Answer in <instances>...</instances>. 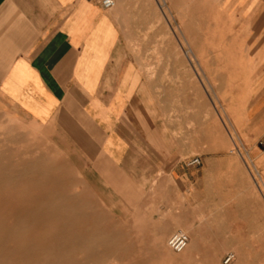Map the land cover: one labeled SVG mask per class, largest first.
<instances>
[{
  "label": "crops",
  "instance_id": "1",
  "mask_svg": "<svg viewBox=\"0 0 264 264\" xmlns=\"http://www.w3.org/2000/svg\"><path fill=\"white\" fill-rule=\"evenodd\" d=\"M241 9V19L259 27L247 38L261 64L245 104L260 147L264 0H245ZM119 12L104 10L101 0H0V119L43 135L107 207L123 208L128 197L139 231L157 232L164 220L152 208L163 207L171 217L161 238L181 219L191 227L190 240H201L195 210L210 202V164L223 163L228 140L206 132L201 83L179 76L183 66L170 76L167 54L160 56L167 64L153 72L157 60L132 50L136 41L124 38ZM192 84L194 98L187 93ZM194 156L201 165L188 166Z\"/></svg>",
  "mask_w": 264,
  "mask_h": 264
},
{
  "label": "rangeland",
  "instance_id": "2",
  "mask_svg": "<svg viewBox=\"0 0 264 264\" xmlns=\"http://www.w3.org/2000/svg\"><path fill=\"white\" fill-rule=\"evenodd\" d=\"M115 1L124 38L136 41L132 50L157 60L153 72L167 64L162 54L170 76L183 66L179 76L202 85L206 132L228 140L223 163L210 164V202L195 210L205 236L191 238L186 254L174 253L168 238L189 233L185 221L161 238L171 214L154 207L164 220L159 230L139 231L128 197L123 208L107 207L43 135L0 119V264H224L230 252L236 255L230 264H264V143L262 150L255 144L245 104L261 64L247 38L259 27L241 19L245 0ZM187 93L195 97L194 84Z\"/></svg>",
  "mask_w": 264,
  "mask_h": 264
},
{
  "label": "built area",
  "instance_id": "3",
  "mask_svg": "<svg viewBox=\"0 0 264 264\" xmlns=\"http://www.w3.org/2000/svg\"><path fill=\"white\" fill-rule=\"evenodd\" d=\"M101 5L103 9L112 10L116 6L115 0H101ZM263 153H264V147H263ZM188 166H194V165H200V158L198 156L193 157L190 161L187 162ZM190 241L189 234L183 230H179L175 233H173L167 241V246L170 248L174 253L179 254V252H182L185 250ZM236 258L235 253L230 252L226 255L224 258L223 263L224 264H230L233 262Z\"/></svg>",
  "mask_w": 264,
  "mask_h": 264
},
{
  "label": "bare ground",
  "instance_id": "4",
  "mask_svg": "<svg viewBox=\"0 0 264 264\" xmlns=\"http://www.w3.org/2000/svg\"><path fill=\"white\" fill-rule=\"evenodd\" d=\"M261 147V150H262V146H260ZM251 157V156H250ZM49 192V191H48ZM48 202V201H47ZM191 230H189L188 232H190ZM190 242V241H189ZM87 244V243H86ZM85 243H83V246H82V250H84L85 252H87V251H89V250H87V245H86ZM82 245V244H81ZM189 246V243H188V245L186 246L187 248L185 249V250H183V252L182 253H184V254H186L185 252L186 251H190L191 250V247L189 248L188 247ZM79 247H81V246H79ZM165 250V249H164ZM217 258V257H216ZM17 259V258H16ZM213 259H215V258H213ZM18 260V259H17ZM216 261H217V259H215ZM20 262V261H19ZM215 262V261H214ZM218 262V261H217Z\"/></svg>",
  "mask_w": 264,
  "mask_h": 264
}]
</instances>
